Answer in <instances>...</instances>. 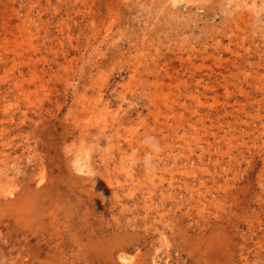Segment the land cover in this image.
I'll return each instance as SVG.
<instances>
[{
  "label": "rangeland",
  "instance_id": "1",
  "mask_svg": "<svg viewBox=\"0 0 264 264\" xmlns=\"http://www.w3.org/2000/svg\"><path fill=\"white\" fill-rule=\"evenodd\" d=\"M0 264H264V0H0Z\"/></svg>",
  "mask_w": 264,
  "mask_h": 264
}]
</instances>
